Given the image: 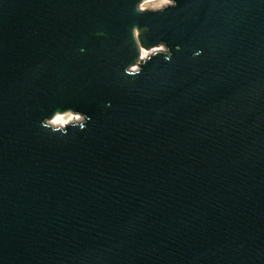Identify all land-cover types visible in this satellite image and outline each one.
Returning <instances> with one entry per match:
<instances>
[{
    "label": "water",
    "instance_id": "obj_1",
    "mask_svg": "<svg viewBox=\"0 0 264 264\" xmlns=\"http://www.w3.org/2000/svg\"><path fill=\"white\" fill-rule=\"evenodd\" d=\"M142 1L0 0V264H264V0Z\"/></svg>",
    "mask_w": 264,
    "mask_h": 264
},
{
    "label": "rangeland",
    "instance_id": "obj_2",
    "mask_svg": "<svg viewBox=\"0 0 264 264\" xmlns=\"http://www.w3.org/2000/svg\"><path fill=\"white\" fill-rule=\"evenodd\" d=\"M171 0H144L142 3H141V8L146 11V10H157L158 6H160L161 4L165 3V2H169L170 3ZM172 2V1H171ZM135 35L137 36L138 35V32L135 31ZM163 51L164 50V45H159L158 47H154L152 53L154 52H157V51ZM151 53V54H152ZM145 59V56L143 54L142 56V60ZM138 67L134 64L133 66L130 67V70L132 71H135ZM60 115V114H58ZM61 115H64L66 118H72L70 119L69 122H67V124H69L70 122H74V121H79V120H82V116L80 115H77V114H74V113H63ZM68 115V116H67ZM76 119V120H75ZM52 121L53 119L51 118L49 120V124L50 125H53L52 124ZM65 124V125H67ZM64 125V126H65ZM53 126H56V125H53ZM64 126H57V127H64Z\"/></svg>",
    "mask_w": 264,
    "mask_h": 264
},
{
    "label": "built area",
    "instance_id": "obj_3",
    "mask_svg": "<svg viewBox=\"0 0 264 264\" xmlns=\"http://www.w3.org/2000/svg\"><path fill=\"white\" fill-rule=\"evenodd\" d=\"M142 2H143V1H142ZM142 2H141V3H142ZM141 3L139 4V9L143 10V9L141 8ZM170 4H172L171 1H170V3H169V2H165V3L161 4L160 6H158L157 10H158V9H161V8L167 6V5H170ZM153 49H154V48L149 49V50L141 49V51H140V56H139V58H138V60H137V63H136L135 65L138 67L140 61L142 60V56H143V54H144V56H145V58H146L148 55H150V54L152 53Z\"/></svg>",
    "mask_w": 264,
    "mask_h": 264
},
{
    "label": "bare ground",
    "instance_id": "obj_4",
    "mask_svg": "<svg viewBox=\"0 0 264 264\" xmlns=\"http://www.w3.org/2000/svg\"><path fill=\"white\" fill-rule=\"evenodd\" d=\"M68 116V115H67ZM53 121L52 124L56 125V126H64L65 124H67V122L70 121V119L72 118H66L64 115H55L52 117ZM76 120V119H75Z\"/></svg>",
    "mask_w": 264,
    "mask_h": 264
}]
</instances>
